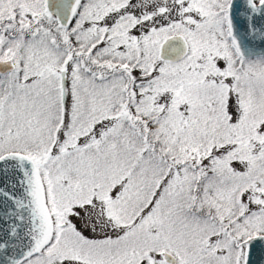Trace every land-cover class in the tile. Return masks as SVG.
<instances>
[{"label":"snow or ice","instance_id":"obj_1","mask_svg":"<svg viewBox=\"0 0 264 264\" xmlns=\"http://www.w3.org/2000/svg\"><path fill=\"white\" fill-rule=\"evenodd\" d=\"M0 264H264V0H0Z\"/></svg>","mask_w":264,"mask_h":264}]
</instances>
